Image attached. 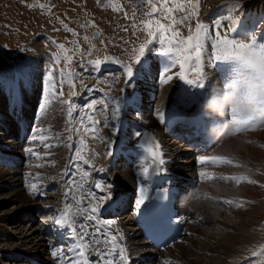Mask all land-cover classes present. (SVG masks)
<instances>
[{
	"label": "rangeland",
	"instance_id": "374dc122",
	"mask_svg": "<svg viewBox=\"0 0 264 264\" xmlns=\"http://www.w3.org/2000/svg\"><path fill=\"white\" fill-rule=\"evenodd\" d=\"M208 2L209 0H0V121L6 122V119H9L12 123V113L17 108L16 97L19 87L23 114L29 121H35L29 134L31 141L37 138H40V143L41 139L44 140L45 144L56 141L59 147L69 142L70 134L79 131L82 142L90 152L94 147L89 142L94 140L92 136L107 135L103 133V129L101 130L104 127L100 120H108L109 133L106 138L110 142L109 145L117 141L122 142V139L126 138L120 133L124 130L121 128L124 121L122 106L134 91L133 83L143 78L136 72L139 67L136 63L137 58L145 60L152 50L155 53L148 59L156 61V55L162 56L161 53L169 48L174 54L179 52V55L174 57L179 62L164 57L168 66L163 67L156 75L157 84L160 86L173 84L172 102L177 103L175 107H178L179 111H187V103L195 99L191 96H196L188 91L196 87L186 84L180 79L181 75L195 80L197 73L204 71L206 74L203 77L204 89H207L211 82L216 84L220 71L228 72L232 67L229 63L215 60L222 48L223 40L235 39L237 43L249 40L254 46L264 45V12L260 14L255 12V9L260 7L243 6L232 0H224L212 6ZM153 6L156 8L155 12ZM229 21H237L235 29L237 28L239 32L228 31ZM246 23H257L260 30L255 27L256 29L250 32L244 26ZM95 29L100 32V36L94 40L91 32ZM197 36L200 45L199 64L194 51L191 52L192 59L188 61L184 60V56L189 53L181 51L188 48L189 44H196ZM189 37L194 39L189 41ZM142 47L144 52L141 55ZM181 62L184 63L183 68ZM126 67H132L133 76L127 75ZM147 67L151 68V71L146 73L145 79L151 77L157 64L153 63L152 67ZM210 72L212 74L209 76ZM168 77L171 79L163 83L162 81ZM156 94L158 96V93ZM61 100L70 103H61ZM54 110L58 112L53 113ZM263 129L264 114H257L251 122V127L239 133H252L253 137H248L250 142L245 143L264 150V143H255L254 140L258 136L255 134ZM133 140L136 141L137 138ZM48 146L52 148L54 144ZM55 146L49 151V156L56 150ZM83 156L86 157L87 154L83 152ZM210 167H213L210 173L217 167L234 171L230 174L213 173L210 175L211 179L207 180L205 173ZM198 170L204 177L201 179L203 182L197 185L198 193L201 194L197 201L202 202L204 206L208 208L220 206L227 210H242L240 213L247 212L244 210H247L249 205L228 199L222 189L245 185L257 189L255 192L258 196L250 202L253 204L262 202V206L253 205L252 208L264 210L263 160L255 161L252 166H245L241 161L223 157L218 162L199 165ZM52 171L53 167H50L47 173L50 174ZM42 172L40 168L31 170V175L25 179L24 186L39 181ZM75 177L77 180L76 173ZM8 180L10 179H6ZM119 186L121 181H118ZM19 187L24 196L29 194L22 186ZM209 190L217 191L220 198L210 194L208 196ZM7 191L9 190L6 189L0 194L1 205L9 204L7 199H3ZM79 197L78 201L84 204L86 196L81 199ZM65 200L66 195L65 199L61 198V201ZM237 204H241L242 207H237ZM79 206L75 209L70 208L69 212L77 211L78 214ZM198 209L200 210V207ZM198 215H192L193 221L190 224L200 226L205 223L206 220ZM260 222L262 226L257 228L258 231L264 227V218ZM224 231L230 232V228ZM261 233L262 236L257 241L243 247L242 253L232 258L231 264H264V230ZM8 244H11V241Z\"/></svg>",
	"mask_w": 264,
	"mask_h": 264
},
{
	"label": "bare ground",
	"instance_id": "6f19581e",
	"mask_svg": "<svg viewBox=\"0 0 264 264\" xmlns=\"http://www.w3.org/2000/svg\"><path fill=\"white\" fill-rule=\"evenodd\" d=\"M221 1L224 0H209L208 4L212 6ZM232 1H235L239 5L243 6L253 7L256 5L260 7L255 9L256 14L264 12V0ZM173 11H175V9H173ZM236 22L237 21H229V32L236 33ZM244 26L245 28H248L250 32L254 31L256 28L260 30V27H257V23H246ZM231 27L234 28L231 29ZM242 41L241 43L253 44L249 40ZM261 47H264V45ZM153 53L155 52L151 50L145 57L144 61L146 62V71L140 72V76L143 78L137 79L135 84L132 82L134 85L133 89L135 90V92L133 91V100L125 108V126H130L135 129L138 136L137 139H139L140 142L139 144L142 154H137L136 157L133 158L135 152L132 146L135 143L131 142L135 136L131 134L127 136L126 133L123 135L130 139L123 138V142L119 143L118 151L112 150L111 147L109 152H105L108 146V140L106 137L109 133L107 128L109 121L100 120V122H102V126L104 127L101 128V130L103 129V133H107V135L104 137L94 134V136H92L94 140H89V142L92 143L94 147L91 148V151L88 152L86 157L83 156L85 157V165L82 167L84 174L81 171L80 173L77 171L74 172V167L83 164L80 159L77 160V158L74 157L72 160L73 166L67 167L64 177L61 178L63 186L61 188V198L63 199H65V194L66 196L69 195L68 193L72 189L70 187L73 183H76L78 186L79 184L87 185L83 187L84 190L93 188L92 192L90 190L88 197H84L85 202L84 204L82 203L84 207L82 205L79 206L78 220L71 221V226L66 227L67 224L61 225L57 223V221L61 219V216L63 215L62 212L67 206L65 202L68 201V199H66L65 202L61 201L60 206V202L56 201L59 198L57 195L58 191L44 192V188L47 185L46 183H44L46 185H44L40 190L32 192L30 195L27 194L24 196L21 193V188L19 187L21 186L19 177L23 175V173L20 172V169L17 170L15 168H3L0 166V194H3L2 192H4L6 189L9 190L7 193H5L6 196L4 198L2 197L3 199H7L6 201H8L9 204L7 206L0 204V264H31V262L26 260L27 258H34L37 264H70V261H75L76 264L81 262L86 264L95 263V257L97 258L100 255V247H105V245H103V241L100 240V243L103 245L100 247H95L92 245L87 246V254H84L82 257L77 254V251H71V249H73L77 244L73 241V236H77V234H79L80 230L82 229L83 237L90 239H93L96 236L103 238L104 235L110 237V227H108L102 216H100L98 219L86 218L92 215L89 211L92 208L91 202L96 201L99 203V207L103 205V208L105 205H108V203L111 202L110 200L103 199V197L108 195L112 196L115 200H121L122 196H126L123 201V205L125 206L124 212H122L118 220L112 221V223H114L112 228H115L114 237L123 248L128 246L129 251H131L133 254H140L142 251V244L139 242L140 233L136 226L132 224L133 217L136 213L137 203L140 202L141 189H144V201L148 197L147 192H149L148 190H150V184L153 182V175L151 174H153L154 171H152V169L154 168L157 170V164L159 161H164V166L167 169H172L179 173L189 171V175L195 174L198 176L200 174L198 172V164L204 162L205 159H212L214 157H227L228 159H236L243 162L245 166H252L253 163L258 160H263L264 162V150H261L252 144L245 143L250 142V138L248 137H253L252 133L250 132H245V134H240L238 132L223 143L216 142L212 146V149H209L208 151H202L201 147L191 146L187 140L182 142L173 138L171 139L169 134L171 127L175 123L182 121L184 122L189 118V116L203 113L199 110L198 105L201 102H198V100H203L212 88L218 87V85L220 86L222 83V77L227 73L220 72L216 84L211 82L208 84L209 87L207 89L201 90L200 88H196L195 91L190 89V94H195L197 97L192 104L190 102L188 103L187 108H189L190 111L186 112V115L183 116L181 111L177 110V108H174V106H176V102H172L171 99L174 93V88L172 86L173 84H167L164 86L158 85L155 82L156 75L153 71V75L151 77L149 76L148 79H145V75H147L146 73L151 71V68H148L147 66L152 67L153 63H156V61L148 59L149 56L151 58ZM155 71L158 70L155 69ZM211 74L212 72H210L209 76ZM156 93H158V96L155 97L154 94ZM54 112L58 111L54 110L53 113ZM161 115L163 116V122L160 120ZM135 119L139 120L134 121ZM2 133L5 134L6 138H8L7 141L4 137L0 139V144L5 148L6 143L13 141L11 140V137L15 135V128L11 126L10 130L1 132L0 134ZM256 135L258 136L254 139L255 143H264V129L260 130L259 133L255 134V136ZM72 141H76L75 152L81 154L84 151L85 144L83 143L81 146L79 131L71 134L70 143ZM146 141L150 142L151 147L157 153L156 163H153L149 153L145 150ZM12 143L15 144V149L19 148L15 140ZM12 145L13 144L10 146ZM69 145L70 144L67 146L65 144H61V146L56 148L55 153L58 159V164H55L54 166H48V170L50 167H53L52 173H47L49 178H55L59 175L58 169L60 166L58 165H60L66 159V153L69 149ZM156 145H159V148H156ZM94 149L96 150L94 151ZM79 151H81V153H79ZM199 151H201V153ZM9 153L11 158H14L13 155L15 152L11 151ZM236 156H239V158H242V160L235 158ZM127 159L130 161V163L127 161ZM212 160L215 162L219 161V159ZM146 166H148L150 169V175L148 176H145L142 173V169ZM212 168L213 167L208 168L207 172L205 173L206 177L217 172H219V174L220 172L221 174H230L234 171L217 167V169H213L210 173ZM75 173L78 177L77 180ZM6 179L10 180L6 181ZM118 181H121V186L119 187ZM97 185L101 188H94V186ZM252 187L253 186L241 185L233 189H228L226 187L222 188L228 199H231L234 202L242 201L244 205H249V208L244 210L247 212L244 213H240L243 212L242 210H227L225 207L220 206L208 208L207 206H204L202 202H198L197 200H193L190 207H182L184 210L191 209V213H194V215H198V212L201 210L198 217H202L206 221L200 226L187 224L185 236L181 238V240L171 244L168 248L162 249L159 261L154 264H231L232 258H234V256H239L240 253H242L243 247H246V245L249 246L251 243L257 241L260 236H262L261 232L264 230V227H261L260 231L257 230V228L262 226L260 220L264 218V216L261 217L264 215V210L252 208L253 205L262 206V202L254 204L250 202L251 199H254L256 196H258V193L255 192L257 189ZM75 189L78 192V188H73L74 191ZM208 192V196L210 194L215 198H220L217 191L209 190ZM47 195L48 198H46ZM132 199H135V202ZM190 199L191 197L189 200ZM44 204L52 206L53 209L59 208L61 211V216L55 212H51L50 215L48 214L49 217L51 216L50 218L47 216L45 220L39 219L37 216L38 213H46V211L51 210L50 208L44 206ZM199 207L200 210L198 209ZM205 211L209 212L206 213ZM111 212H113V209H111ZM75 213H77V211L71 212V217L75 215ZM187 222L188 221H186V223ZM203 225L205 226L203 227ZM73 228L76 229V233L73 232ZM228 228H230V232L224 231ZM52 231L55 232L56 240L50 239L49 237V234ZM9 232L13 234H10ZM107 232H109V234H107ZM9 241H11V244H8ZM145 252L149 251L146 250ZM1 260L3 261L2 263ZM105 260H107V262L112 261L113 263L118 261V259H110L107 257Z\"/></svg>",
	"mask_w": 264,
	"mask_h": 264
},
{
	"label": "snow or ice",
	"instance_id": "6c2138e0",
	"mask_svg": "<svg viewBox=\"0 0 264 264\" xmlns=\"http://www.w3.org/2000/svg\"><path fill=\"white\" fill-rule=\"evenodd\" d=\"M153 11H156V8L153 6ZM163 27V26H161ZM194 38L189 37L188 40L192 41ZM197 40L196 44H189L188 48L182 49L181 51L189 53L188 55L184 56V60L188 61L192 59L191 52L196 53V61L197 64H199V54H200V45H199V37L197 36L195 38ZM222 48L219 52V54L215 57L216 61H220L223 63H239L244 64L248 68H250L252 71L256 72L258 76L264 77V47H258L254 46L253 44H246V43H237L235 39L229 40L225 39L221 42ZM62 47V46H61ZM141 55L144 52L143 47L141 48ZM161 55L167 59H173L174 62H179L174 59L175 56L179 55V52L173 53L172 49H166L161 53ZM97 64L99 61L96 62ZM136 63L139 65V67L136 69L137 73L146 71V62L144 60H141L137 58ZM170 67V65H169ZM184 67V63L181 62V68ZM126 72L129 77L133 76V69L132 67H126ZM204 73L203 71H199L197 73L196 79H189L184 75L180 76L181 80H184V82L190 86H194L196 88H204L205 82H204ZM171 79V77H168L164 79L162 82L167 83L168 80ZM62 96V93L60 94ZM249 104L252 106L254 115L251 117H248L247 119L242 118L239 114H233L230 119L232 120L233 126H234V132L235 134L240 132L241 130H246L247 128L251 127V122L254 120L257 114H264V103L259 102L255 97H247ZM61 103H70L68 101H60ZM69 115H71V109L69 110ZM161 122H163V116H160ZM156 148H159V145H156ZM145 150L149 153L153 163H156V157L157 153L153 150V148L150 145V142H145ZM203 159V158H202ZM212 159H222L220 157H214ZM228 163H231V161H227ZM159 163H162V161H159ZM152 171H155L153 168ZM142 173L145 176L150 175V169L148 166L144 167L142 169ZM203 175V173H202ZM211 179V177H209ZM103 199H107L112 201V204H117L118 201L114 200L112 196L108 195L103 197ZM145 196H144V189H141V196H140V203L142 204L144 202ZM82 201H77V203H81ZM226 203L231 204L232 201H225ZM111 206V205H110ZM237 207H242L241 204H237ZM82 211V210H81ZM91 214H95L97 211L96 207H92L90 210ZM69 210L68 208H65L64 214L61 216V219L57 221L58 224L64 225L68 224L69 221ZM86 218H91L86 217ZM71 226V225H69ZM73 232L76 233V229L73 228ZM83 235V230H80V233L77 234L76 238L81 239ZM98 243V242H97ZM87 245L82 244H76L71 251H77V254L82 256L84 255L83 249L86 248ZM113 252H115V249H112ZM120 259L124 262V264H127V260L123 255V249L120 250ZM70 264H76L75 261H70ZM108 264H113L112 261H109Z\"/></svg>",
	"mask_w": 264,
	"mask_h": 264
},
{
	"label": "clouds",
	"instance_id": "9594fccd",
	"mask_svg": "<svg viewBox=\"0 0 264 264\" xmlns=\"http://www.w3.org/2000/svg\"><path fill=\"white\" fill-rule=\"evenodd\" d=\"M227 74L222 83L212 88L198 105L199 110L210 121L206 136L212 142L223 143L235 135L231 117L234 113L247 119L254 115L247 97H255L264 103V77H260L244 64L229 63ZM200 193L193 194L190 200L182 198L181 206L190 207L193 200L200 198Z\"/></svg>",
	"mask_w": 264,
	"mask_h": 264
}]
</instances>
